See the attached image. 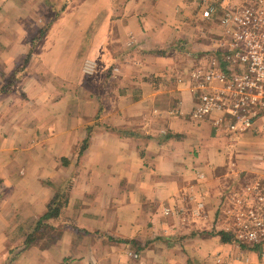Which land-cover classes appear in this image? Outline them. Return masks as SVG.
<instances>
[{"label": "crops", "instance_id": "0c3cea01", "mask_svg": "<svg viewBox=\"0 0 264 264\" xmlns=\"http://www.w3.org/2000/svg\"><path fill=\"white\" fill-rule=\"evenodd\" d=\"M235 1L0 0V264L261 261L186 212L264 168L181 79Z\"/></svg>", "mask_w": 264, "mask_h": 264}, {"label": "built area", "instance_id": "2783aa9c", "mask_svg": "<svg viewBox=\"0 0 264 264\" xmlns=\"http://www.w3.org/2000/svg\"><path fill=\"white\" fill-rule=\"evenodd\" d=\"M224 6L219 13L211 4L201 10L204 21L217 19L221 32L216 54L207 52L197 58L181 78L195 99L191 113L205 119L219 112L222 115L212 120L215 127L225 128L234 137L251 133L264 139V0ZM258 161L264 164V150ZM241 173L237 177L243 180L218 199L219 226L237 245L259 247L263 264L264 168L260 175ZM198 177L204 176L199 173ZM205 206V196L200 194L186 212L204 218ZM174 211L164 208V215Z\"/></svg>", "mask_w": 264, "mask_h": 264}, {"label": "rangeland", "instance_id": "374dc122", "mask_svg": "<svg viewBox=\"0 0 264 264\" xmlns=\"http://www.w3.org/2000/svg\"><path fill=\"white\" fill-rule=\"evenodd\" d=\"M214 18V17H213ZM213 21H214V19H211V20H208V21H202V31H203V33H205V34H211L209 31H208V29L211 27V25H213L214 23H213ZM209 32V33H208ZM211 36H212V34H211ZM210 36H208V38H209ZM211 38V37H210ZM212 43V42H211ZM209 52V51H208ZM207 52H203L202 54H201V56L203 55V54H206ZM201 56H199V57H201ZM83 66V65H82ZM85 74H87V73H85ZM88 75H91V74H88ZM206 194V193H205ZM207 195V194H206ZM209 196H210V194H209ZM209 201V202H208ZM207 206H208V210H211V211H213L211 214H210V217H207V216H204V218H205V221H203V228H201V232L202 233H211V234H216V232L217 233H219V232H226V231H221L222 229H221V227L219 226V219H218V216H217V213H215V215H213L214 214V212H215V208H216V203L214 202V200H207L206 201V206H205V208H207ZM189 217H195V218H198L197 216H189ZM187 220V219H186ZM215 223H216V225H217V227H216V225H215ZM215 228V229H214ZM214 230H217V231H214ZM229 242H233V243H235L236 245H237V242L233 239V237L231 236L230 237V241ZM237 246H239V245H237ZM240 247H241V249H244V247H247L250 251H253V252H256L257 253V255H258V257L260 258V248L259 247H248V246H242V245H240ZM189 260H190V263L189 264H193V262L191 261V259H190V257H189ZM262 262L261 261H257V264H261ZM195 264H197V263H195Z\"/></svg>", "mask_w": 264, "mask_h": 264}, {"label": "trees", "instance_id": "16d2710c", "mask_svg": "<svg viewBox=\"0 0 264 264\" xmlns=\"http://www.w3.org/2000/svg\"><path fill=\"white\" fill-rule=\"evenodd\" d=\"M58 205H55V207L53 208V210L55 211L56 208ZM218 235L220 236V239L224 242L226 241H230V237H231V234L228 233V232H219Z\"/></svg>", "mask_w": 264, "mask_h": 264}]
</instances>
